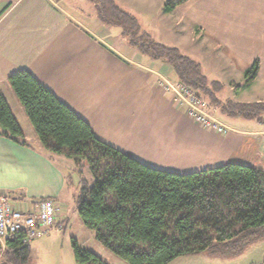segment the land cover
<instances>
[{
    "label": "crops",
    "instance_id": "obj_1",
    "mask_svg": "<svg viewBox=\"0 0 264 264\" xmlns=\"http://www.w3.org/2000/svg\"><path fill=\"white\" fill-rule=\"evenodd\" d=\"M116 2L138 20L143 33L169 47L163 29L191 25L208 51L203 62L194 60L210 81L224 85L220 99L264 102V0H190L169 14L163 12V0ZM256 60L259 74L246 83L244 74ZM21 70L33 73L101 141L152 168L184 175L242 163L264 170V117L215 113L232 131L219 135L203 129L161 87L163 79L177 81L171 66L130 47L119 28L98 20L88 0H63L58 7L49 0H0V88L25 133L24 145L0 136V195L23 207L43 197L55 200L64 228L72 208L77 212L82 180L93 178L86 167L42 147L8 84L9 76ZM41 241L30 245L31 255ZM98 245L104 258L107 250ZM199 256L171 264H204L186 260Z\"/></svg>",
    "mask_w": 264,
    "mask_h": 264
},
{
    "label": "trees",
    "instance_id": "obj_2",
    "mask_svg": "<svg viewBox=\"0 0 264 264\" xmlns=\"http://www.w3.org/2000/svg\"><path fill=\"white\" fill-rule=\"evenodd\" d=\"M88 1L98 20L119 28L130 47L170 65L177 82L198 94L211 113L243 120L264 117V102L220 99L224 85L210 81L200 62L143 33L138 20L116 0ZM189 1L166 0L163 12L172 13ZM259 71L256 60L244 74L246 83ZM8 84L42 147L88 168L93 183L82 180L79 218L95 233L97 243L125 264H171L204 253L238 257L264 240L263 169L242 163L184 175L155 169L101 141L89 123L29 70L10 75ZM0 136L25 144V133L1 88ZM22 238L8 242L0 264H29L31 247L23 245ZM72 247L76 264H109L77 240Z\"/></svg>",
    "mask_w": 264,
    "mask_h": 264
},
{
    "label": "built area",
    "instance_id": "obj_3",
    "mask_svg": "<svg viewBox=\"0 0 264 264\" xmlns=\"http://www.w3.org/2000/svg\"><path fill=\"white\" fill-rule=\"evenodd\" d=\"M58 7L63 0H49ZM161 87L174 96L175 101L184 107L187 115L206 130L227 134L231 128L210 112L207 103L195 92L180 82L163 79ZM62 207L55 200L43 197L28 207L18 200L0 195V262L8 247V242L23 236L22 244L31 245L34 241L47 237L55 230H63L59 224Z\"/></svg>",
    "mask_w": 264,
    "mask_h": 264
},
{
    "label": "rangeland",
    "instance_id": "obj_4",
    "mask_svg": "<svg viewBox=\"0 0 264 264\" xmlns=\"http://www.w3.org/2000/svg\"><path fill=\"white\" fill-rule=\"evenodd\" d=\"M165 1L166 0H163L164 3ZM165 23H168V21H165ZM161 31L162 30H159L158 33ZM163 31L164 32H162L161 37H165L164 39L169 43V45L179 48V50L185 56H188L190 58L202 62L204 59L208 58V51L202 40L201 33L194 34L191 25H188L186 27L174 25V27L170 29V32H168V29L166 28H164ZM149 33L156 37L155 31L151 30ZM222 95L225 96V93L223 92ZM227 134H219V135H227ZM88 181L89 182L92 181L93 183L92 179H89ZM70 209L71 207L68 208V212L70 211ZM72 210L74 211V213H72V211L69 212L70 224L68 225V227L64 228L61 231L55 230L48 237L40 239L42 240L41 242L44 241L42 247L32 251L29 264H58L57 261L59 260H64L66 262L65 264H69L70 260H74V252L72 247L73 240H77L79 245L83 249L91 250L97 254L100 253L97 250L99 243H97V241L95 240V233L83 227L78 212H76V208L74 207V209L72 208ZM33 246L34 245H32V247ZM106 252L107 253L105 255L107 256L104 257L105 261L111 260L112 263L115 264H125L124 262L116 258L111 252L109 251ZM195 259H198V262H203L204 264H264V240L250 245L248 249L245 251V253L238 257H230V256L224 257V256L212 255L210 253H204L199 257H191L186 260H195Z\"/></svg>",
    "mask_w": 264,
    "mask_h": 264
}]
</instances>
